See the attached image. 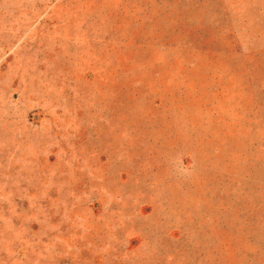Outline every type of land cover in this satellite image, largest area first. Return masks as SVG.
Wrapping results in <instances>:
<instances>
[{"label":"rangeland","instance_id":"1","mask_svg":"<svg viewBox=\"0 0 264 264\" xmlns=\"http://www.w3.org/2000/svg\"><path fill=\"white\" fill-rule=\"evenodd\" d=\"M0 264H264V0H0Z\"/></svg>","mask_w":264,"mask_h":264}]
</instances>
